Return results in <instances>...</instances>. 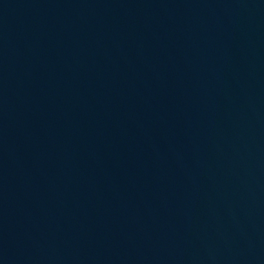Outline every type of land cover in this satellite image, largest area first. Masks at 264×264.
I'll return each mask as SVG.
<instances>
[{"label": "water", "instance_id": "95a60500", "mask_svg": "<svg viewBox=\"0 0 264 264\" xmlns=\"http://www.w3.org/2000/svg\"><path fill=\"white\" fill-rule=\"evenodd\" d=\"M0 264H264V0H0Z\"/></svg>", "mask_w": 264, "mask_h": 264}]
</instances>
